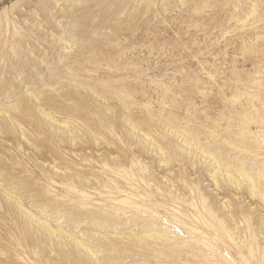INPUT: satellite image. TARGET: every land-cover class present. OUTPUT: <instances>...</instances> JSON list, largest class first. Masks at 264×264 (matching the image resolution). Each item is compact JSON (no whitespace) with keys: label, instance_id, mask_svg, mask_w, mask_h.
<instances>
[{"label":"rangeland","instance_id":"374dc122","mask_svg":"<svg viewBox=\"0 0 264 264\" xmlns=\"http://www.w3.org/2000/svg\"><path fill=\"white\" fill-rule=\"evenodd\" d=\"M201 149L264 157V0H0V264H264Z\"/></svg>","mask_w":264,"mask_h":264},{"label":"bare ground","instance_id":"6f19581e","mask_svg":"<svg viewBox=\"0 0 264 264\" xmlns=\"http://www.w3.org/2000/svg\"><path fill=\"white\" fill-rule=\"evenodd\" d=\"M244 133L246 135H248L247 136L248 138L251 137L252 139H254L256 137V135H258V133L256 131H252V130H251V132L249 131V134H248V129H245L244 132L242 131L243 135H244ZM187 151H188V149H187ZM202 153L206 154L208 156L207 159L209 160L210 172H211L213 177L216 178L218 175H221L222 177H224V179L228 183L229 182L230 183H234L238 187L242 186L243 184H245L248 187V190L250 191V193L252 195L257 196L259 199H261L264 202V179H263L262 176L259 177L258 174L256 173L257 169H259L260 167L264 166V157L261 158V156L254 155V157L251 158L252 161H253L252 162L250 160V158L245 159V158H242V157L235 156L234 158L237 161L238 166L237 167H233V169L232 168L229 169L227 165H224L223 161L220 162L218 160V158L216 156H214L212 153H210L208 151H204V150H202ZM219 162L221 163L220 165H219ZM247 165H248V167H247ZM221 206H222L223 215L225 217V220H230V221L234 222V218H233L232 214L230 213L228 201L226 199H222ZM32 214L33 213H31V215ZM39 219L41 220V218H39ZM44 219H46V218H44ZM49 221L50 220H48V222ZM44 223H45V221H44ZM151 226L154 228L153 230H155V229L159 230L160 229V228H158L155 225H151ZM210 226L211 227L215 226V223L213 221H211ZM59 227H60V225H59ZM151 229L152 228L150 227V230ZM147 232H148V234H150L149 231H147ZM263 242H264V239H263ZM78 243L79 244H84V242H81V241H79Z\"/></svg>","mask_w":264,"mask_h":264}]
</instances>
